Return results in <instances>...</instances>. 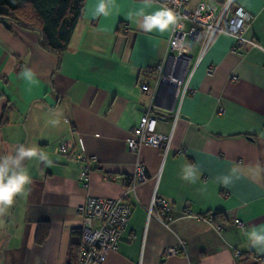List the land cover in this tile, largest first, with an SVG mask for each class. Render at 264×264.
Segmentation results:
<instances>
[{"label": "crops", "instance_id": "obj_1", "mask_svg": "<svg viewBox=\"0 0 264 264\" xmlns=\"http://www.w3.org/2000/svg\"><path fill=\"white\" fill-rule=\"evenodd\" d=\"M167 1L145 6L144 0H114L105 17L94 16L100 0H84L58 58L40 46L37 32L0 21V155L19 144L36 145L54 162H26L33 182L3 217L0 264H65L79 240L76 208L87 197L122 198L131 206L104 264H264V251L250 247L244 235L264 226V172L255 170L264 168V0H234L250 19L244 37L257 46L232 52V36L217 35L192 73L193 93L181 100L176 119L166 111L171 88H154L146 73L174 54L168 48L171 30L146 33L135 15L128 19L129 13H150ZM199 2L189 0L188 6ZM186 40L196 59L199 42ZM208 66L215 68L212 75L205 72ZM26 68L35 73V83L21 78ZM141 84L154 89L146 94ZM149 106L159 117L157 131L171 136L165 154L151 145L138 153L127 149L131 127ZM58 116V125L49 123ZM59 144L64 153L55 151ZM136 159L145 178L130 190L127 179ZM189 163L202 173L195 184L180 178ZM237 166L239 179L228 187L217 182ZM153 192L171 206L169 226L147 215ZM185 210L214 217L195 219ZM44 222L48 231L40 241L38 226ZM166 248L177 251L165 257Z\"/></svg>", "mask_w": 264, "mask_h": 264}, {"label": "built area", "instance_id": "obj_2", "mask_svg": "<svg viewBox=\"0 0 264 264\" xmlns=\"http://www.w3.org/2000/svg\"><path fill=\"white\" fill-rule=\"evenodd\" d=\"M166 3L167 6L181 14L183 17L180 22L182 27L171 30L168 48L170 51H174V54H166L154 66L148 68L146 73L153 79L154 88L160 86L171 88V99L166 111L176 119L179 115L181 100L193 93V89L189 85L192 73L217 35L229 34L232 36V52H237L239 47L247 44L250 46H257V44L254 40L244 37V33L249 28L250 19L242 7L234 5V0H200L193 9L188 6L189 0H177V3L168 0ZM186 37L199 42V53L196 59H192L188 54V48L184 43ZM214 71V66H208L205 69L207 75H212ZM236 79L235 76H231V80ZM140 88L146 94H150L154 89L148 88L146 84H141ZM158 120V114L149 106L137 123L131 127L132 138L127 141V149L138 153L142 145H151L159 148L165 154L170 146L171 136L157 131ZM55 151L64 153L66 148L63 144H59ZM87 173V167L82 165L79 175L83 185H86ZM144 178V167L136 159L134 172L127 179L129 189L134 190L136 183ZM146 212L148 216L155 217L165 226H169L173 222L169 202L155 192L151 196ZM76 213L80 223L75 264H104L108 252L116 249L128 224L131 206L122 198L87 197L76 208ZM185 215L208 222L213 219L212 213L199 216L192 215L185 210ZM235 223L242 226L238 220ZM215 227L220 229V224ZM176 251V248H166L163 255L168 257L175 254ZM235 254L238 255L239 252L235 251ZM252 257L257 261L260 259L255 254Z\"/></svg>", "mask_w": 264, "mask_h": 264}, {"label": "clouds", "instance_id": "obj_3", "mask_svg": "<svg viewBox=\"0 0 264 264\" xmlns=\"http://www.w3.org/2000/svg\"><path fill=\"white\" fill-rule=\"evenodd\" d=\"M114 0H100L95 8L94 16H109L111 14V6ZM177 3V0H171ZM145 6H150L151 0H144ZM136 17L137 26L146 33L154 30L159 33H165L169 30H176L182 27L181 20L183 17L174 8L163 3L153 12H146L144 8L139 9L135 13H129L128 19ZM22 79L30 83H35V73L32 69H24L20 74ZM50 124L56 126L60 123L59 116L50 120ZM38 160L46 167L53 166V160L49 154L41 150L36 145L19 144L11 152L0 155V227L4 226L3 217L7 216L8 210L14 205L19 195L25 194L30 190L32 177L29 174L26 162ZM257 175L264 172V168L260 165L255 166ZM202 173L195 164L189 163L182 167L180 178L188 183L195 184ZM240 178V168L232 167L230 174L217 177V182L223 187H228L233 183L234 179ZM244 235L247 237L249 246L264 251V226L253 227L246 231Z\"/></svg>", "mask_w": 264, "mask_h": 264}, {"label": "trees", "instance_id": "obj_4", "mask_svg": "<svg viewBox=\"0 0 264 264\" xmlns=\"http://www.w3.org/2000/svg\"><path fill=\"white\" fill-rule=\"evenodd\" d=\"M84 0H0V21L35 31L40 46L57 58L67 48L75 24L82 13ZM4 117V112L2 114ZM214 217V215H213ZM47 235V223H39L38 232ZM77 245L71 246L65 264H75Z\"/></svg>", "mask_w": 264, "mask_h": 264}, {"label": "rangeland", "instance_id": "obj_5", "mask_svg": "<svg viewBox=\"0 0 264 264\" xmlns=\"http://www.w3.org/2000/svg\"><path fill=\"white\" fill-rule=\"evenodd\" d=\"M185 44H187V45H188V44H189V45L191 44V46H192V42H188L187 40L185 41ZM194 44H195V43H193V46H194Z\"/></svg>", "mask_w": 264, "mask_h": 264}]
</instances>
